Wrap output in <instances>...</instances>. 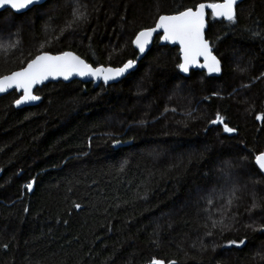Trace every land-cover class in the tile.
I'll list each match as a JSON object with an SVG mask.
<instances>
[{"label":"trees","instance_id":"1","mask_svg":"<svg viewBox=\"0 0 264 264\" xmlns=\"http://www.w3.org/2000/svg\"><path fill=\"white\" fill-rule=\"evenodd\" d=\"M204 1L47 0L2 10L0 74L41 44L120 66L135 59L134 34L158 14ZM77 5L87 19L57 41ZM206 38L219 76L182 75L178 47L157 35L118 82H48L35 90L38 104L22 108L17 92L0 97V264H264V176L254 160L264 151V121L255 118L264 115V78L256 79L264 0L240 2L234 24L209 13ZM217 113L237 131L211 124ZM221 218L229 227L212 229ZM234 239L246 245L228 246Z\"/></svg>","mask_w":264,"mask_h":264},{"label":"snow or ice","instance_id":"2","mask_svg":"<svg viewBox=\"0 0 264 264\" xmlns=\"http://www.w3.org/2000/svg\"><path fill=\"white\" fill-rule=\"evenodd\" d=\"M38 2L39 0H0V8L7 6L19 13L21 10L28 9ZM237 4L238 0H208V2H201L187 7L181 5L171 13L158 14V18L155 20V27L144 28L136 32L134 34L135 38L131 43L143 54L153 37V33L162 31L161 41L179 45L181 62L177 67L181 72L188 73L189 67L192 66L206 69L209 74H220L222 72V64L221 60L213 54L214 42H210L205 38L208 10H210L213 20H223L229 24H234L236 22ZM71 16L72 19L66 22L65 27L56 36L57 41L64 37L65 33L74 32L76 30L74 26L87 19L86 12L81 11L80 5L72 8ZM47 42L51 44L50 40ZM18 44L19 41L17 40L15 43L2 47H5V49L14 48ZM43 49L44 44H41L37 54L31 56L26 62H22V66L17 70L7 74H0V94L9 93L10 90L20 93L18 98L13 99V104L16 107L39 101L41 97L34 94L35 86L43 84L49 78L62 77L64 80H68L72 76L90 77L94 81L102 80L107 85L110 81L123 77L136 64V60L129 59L123 62L122 66L117 67L110 65L93 66L72 51H61L57 54H52ZM111 58L110 55L109 60ZM201 58L203 63H199ZM237 68L241 72L245 71V69H239V66ZM261 78H264V73H261L260 77H256V79ZM242 87L247 88L249 85L244 84ZM215 95H218V93ZM255 118L257 121H264V115L257 114ZM210 123L223 124V130L226 133H235L237 131L224 123V118L219 113L216 114L215 119L211 120ZM119 143L120 141H115L114 146ZM254 160L259 172L264 173V151L257 153ZM34 183L35 181L32 180L24 185L28 192L33 191ZM208 203H212L211 199L208 200ZM232 203L233 201L230 199L228 204L231 205ZM73 206L76 209L81 208L79 203H74ZM257 206L254 201L252 209ZM25 211L27 212L28 209L25 208ZM218 225L222 229L229 227L224 218L211 221L212 229L217 228ZM205 227H207V224ZM205 234L212 236L213 232L209 230ZM227 243L228 246L240 248L246 245V239L229 240ZM3 247L6 249L8 245L5 244ZM151 264H164V261L153 258ZM168 264H176V261H168Z\"/></svg>","mask_w":264,"mask_h":264},{"label":"water","instance_id":"3","mask_svg":"<svg viewBox=\"0 0 264 264\" xmlns=\"http://www.w3.org/2000/svg\"><path fill=\"white\" fill-rule=\"evenodd\" d=\"M45 1H47V0H39V2L38 3H36V4H34V5H32V6H30L28 9H30L31 7H33V6H35V5H39V4H42V3H44ZM243 0H238V4L240 3V2H242ZM204 2H208V1H204ZM201 3V2H200ZM237 4V5H238ZM237 5H236V7H237ZM5 9H10V10H12L11 8H9V7H7V6H5L4 8H0V11H2V10H5ZM27 9H25V10H21V12H19V13H22V12H25ZM13 12H15L14 10H12ZM16 13V12H15ZM209 13H210V10H208V15H209ZM151 27H155V24L153 25V26H151ZM207 28H208V16H207V25H206V29H205V38H206V30H207ZM158 35V37H159V39H158V41H159V44H161V45H169V46H176V47H178V49H179V45L178 44H172V43H170V42H165V41H161L160 40V36H162L163 35V32L162 31H159L158 33H153V37L151 38V41H150V43H149V45L146 47V50H145V52L142 54V53H140L139 52V50L133 45V47H134V49L136 50V52H137V55H136V57H135V59H133V60H136V64H135V66L132 68V69H130L123 77H125L128 73H130L131 71H133V70H135L136 69V67H137V64H138V61L146 54V52L149 50V48L151 47V45H152V43H153V41H154V39H155V37ZM135 38V37H134ZM207 39V38H206ZM66 51H72V50H66ZM74 54H76V55H78L76 52H74V51H72ZM50 53H52V52H50ZM59 53V52H58ZM52 54H57V53H52ZM213 54L215 55V53L213 52ZM179 55H180V49H179ZM80 56V55H79ZM81 57V56H80ZM82 58V57H81ZM83 59V58H82ZM219 59V58H218ZM87 62V61H86ZM180 62H181V59H180ZM199 63H203V60H202V58L199 60ZM222 64V63H221ZM94 66V65H93ZM108 66V65H107ZM120 66H122V65H120ZM114 67V66H113ZM117 67V66H116ZM17 70V69H16ZM191 70H198V71H204L208 76H219L220 74H215V73H213V74H209L208 72H207V70L206 69H202V68H200V67H192V66H190L189 67V71H188V73H183V72H181L180 70V73L182 74V75H184V76H188L189 75V73H190V71ZM123 77H121V78H119L118 80H115V81H110L108 84H111V83H115V82H118L119 80H121ZM72 80H79V81H81V82H92L93 84H94V86H97L98 84H100V83H104L102 80H99V81H94V80H92L90 77H84V78H81V77H78V76H72V77H70L68 80H64L62 77H58V78H56V79H51V78H49L48 80H46L43 84H41V85H37V86H35V89H34V94H36L35 93V90L37 89V88H39V87H41V86H43L44 84H46V83H48V82H56V81H62V82H70V81H72ZM12 91H14V90H10L9 91V93L10 92H12ZM7 94V93H6ZM19 95H20V93H18ZM3 95H5V94H0V97L1 96H3ZM38 102L39 101H36V102H33V103H28V104H24V105H21L20 107H17V108H22V107H25V106H31V105H36V104H38ZM16 107V106H15ZM262 175L264 176V173H262Z\"/></svg>","mask_w":264,"mask_h":264},{"label":"bare ground","instance_id":"4","mask_svg":"<svg viewBox=\"0 0 264 264\" xmlns=\"http://www.w3.org/2000/svg\"><path fill=\"white\" fill-rule=\"evenodd\" d=\"M28 10V9H27Z\"/></svg>","mask_w":264,"mask_h":264}]
</instances>
